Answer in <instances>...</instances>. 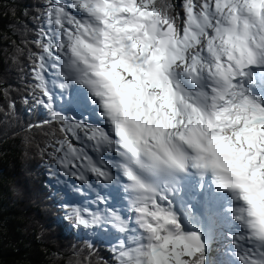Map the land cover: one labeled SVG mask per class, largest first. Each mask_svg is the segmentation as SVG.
<instances>
[{
  "label": "snow or ice",
  "instance_id": "obj_1",
  "mask_svg": "<svg viewBox=\"0 0 264 264\" xmlns=\"http://www.w3.org/2000/svg\"><path fill=\"white\" fill-rule=\"evenodd\" d=\"M42 15L25 103L58 126L62 219L112 245L74 264H264V0Z\"/></svg>",
  "mask_w": 264,
  "mask_h": 264
},
{
  "label": "trees",
  "instance_id": "obj_2",
  "mask_svg": "<svg viewBox=\"0 0 264 264\" xmlns=\"http://www.w3.org/2000/svg\"><path fill=\"white\" fill-rule=\"evenodd\" d=\"M45 2L0 0V264H74L93 243L94 262L111 258V244L62 219V183L48 154L58 126L45 123L46 109L25 103Z\"/></svg>",
  "mask_w": 264,
  "mask_h": 264
},
{
  "label": "rangeland",
  "instance_id": "obj_3",
  "mask_svg": "<svg viewBox=\"0 0 264 264\" xmlns=\"http://www.w3.org/2000/svg\"><path fill=\"white\" fill-rule=\"evenodd\" d=\"M57 174H58V177L56 178V180L59 183H63V184L66 183L68 186H71L73 184L74 181L72 178L63 175L61 172H58ZM61 188H62V190H64L65 185H61ZM76 206H79V205H76ZM216 256H218V254Z\"/></svg>",
  "mask_w": 264,
  "mask_h": 264
},
{
  "label": "bare ground",
  "instance_id": "obj_4",
  "mask_svg": "<svg viewBox=\"0 0 264 264\" xmlns=\"http://www.w3.org/2000/svg\"><path fill=\"white\" fill-rule=\"evenodd\" d=\"M216 255H217V254H214V257H213V258H216Z\"/></svg>",
  "mask_w": 264,
  "mask_h": 264
}]
</instances>
